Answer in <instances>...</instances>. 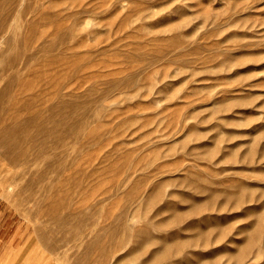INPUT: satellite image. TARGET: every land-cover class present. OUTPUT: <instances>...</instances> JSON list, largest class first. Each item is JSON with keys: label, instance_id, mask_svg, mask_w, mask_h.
Masks as SVG:
<instances>
[{"label": "rangeland", "instance_id": "obj_1", "mask_svg": "<svg viewBox=\"0 0 264 264\" xmlns=\"http://www.w3.org/2000/svg\"><path fill=\"white\" fill-rule=\"evenodd\" d=\"M0 264H264V0H0Z\"/></svg>", "mask_w": 264, "mask_h": 264}]
</instances>
